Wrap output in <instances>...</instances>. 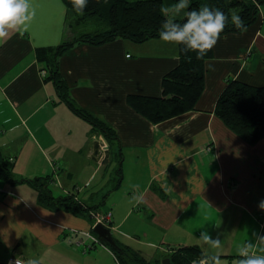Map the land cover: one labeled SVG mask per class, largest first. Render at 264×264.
<instances>
[{
	"label": "crops",
	"instance_id": "crops-1",
	"mask_svg": "<svg viewBox=\"0 0 264 264\" xmlns=\"http://www.w3.org/2000/svg\"><path fill=\"white\" fill-rule=\"evenodd\" d=\"M31 2L36 14L27 31L19 29L22 35L10 31L7 38L0 40V151L13 161L16 178H30L34 174L22 171L18 162L23 163V159L33 153L45 154L44 150H49L46 155L50 157V169L44 167L35 173L50 175V181L56 174L57 183H63L61 191L71 194L79 178L89 184L98 178L100 171L104 176L105 164L91 158L93 142L100 138L92 133L85 119L59 99L53 82L45 80L46 71L36 57L35 48L56 46L94 34L102 26L93 28L91 23L89 25L90 18L67 7L62 0ZM134 46L135 42L125 38L101 44L81 41L59 57V71L71 98L115 128L121 153L127 150L129 160L140 159L144 174L147 168L144 182L132 185L125 212L120 213L115 205L112 211L105 207L100 210L99 205L112 186L102 193L100 202L95 201V194L87 198L91 204L75 197L84 207L91 206L92 211L110 210L111 222L106 224L110 229H120L134 209L139 208L137 218L149 225L141 232L131 226L130 232L144 237L154 232L155 238L161 231L172 241L167 244L169 248L198 244L207 255L206 261L223 255L238 264L243 258L239 250L248 242L253 244L247 250L249 254L264 255L261 251L264 245L257 242L259 237H264V222L256 217L259 212L264 214L259 209V203L264 200V137L249 144L214 114L216 99L227 77L264 84V4L255 21L244 31L220 35L212 48L213 56L205 61V87L195 109L159 123L153 124L135 112L126 99L130 93L160 94L164 73L178 62L177 44L147 40L139 44L140 51L136 54L131 50ZM116 148L118 150V146ZM3 180L0 178V262L10 257L9 248L23 239V233L22 237H17L18 226L13 228L8 223L9 204L24 206H21L22 211L30 217L28 228L44 246L55 242L65 229H73L74 246L91 243L84 233L96 235L91 210L89 220L81 217L85 211L50 209L38 202L33 187L36 196L27 191L28 196L21 197ZM141 198L144 202L137 203ZM234 219L243 225L244 235L253 231L255 236L244 241L242 236L230 244L226 239L219 248L200 239L202 231L214 239L217 226L232 224ZM17 220L23 223L19 229H27L24 220ZM168 232L172 233L167 235ZM131 235L128 237L141 244L140 236L134 234L132 238ZM113 238L143 254L140 248ZM95 246L96 243L92 244V250L86 249L94 251L93 256L101 250L108 256L109 264L118 262L109 245L93 249ZM159 248L166 253L168 247ZM34 253H28L34 255L30 260L50 264L49 258ZM21 255L15 257L21 258ZM85 263L86 258L82 256L80 264Z\"/></svg>",
	"mask_w": 264,
	"mask_h": 264
},
{
	"label": "trees",
	"instance_id": "trees-1",
	"mask_svg": "<svg viewBox=\"0 0 264 264\" xmlns=\"http://www.w3.org/2000/svg\"><path fill=\"white\" fill-rule=\"evenodd\" d=\"M62 1L67 7L76 10L72 0ZM177 2L178 0H88L83 14L87 18L94 16L101 20L104 26L102 30L83 35L73 41H63L56 46L35 48L36 57L46 71L45 80L53 82L59 99L75 114L85 119L91 125L92 133L101 136L110 149L116 143L119 146L117 131L102 117L80 107L71 98L68 85L59 71V57L63 52L81 41L101 44L117 38H126L134 42L159 38V30L163 22L169 19L173 22H183L187 11L198 9L205 4L211 6L213 10L219 8L228 15L226 27L220 35L240 33L255 21L260 6L264 4V0H189L190 9H184L178 15L174 11L164 15L161 13L160 9L163 5ZM233 10L243 21L240 29L232 24ZM177 52L178 62L164 73L160 94L130 93L127 96V103L152 123L194 110L204 90L205 61L213 56V50L208 51L202 59H197L196 53L187 49L185 44H177ZM214 114L244 141L255 144L264 137V84L255 85L227 77L216 99ZM116 156L119 158L118 161L122 158L119 147ZM117 173L120 176V167ZM11 174V167L0 151V178L28 183L37 191L38 202L50 209L65 208L78 213L88 209L72 193L54 196L49 188L50 175L14 179ZM117 243L121 248V253L114 251L118 264H155L143 257L139 251ZM171 248L173 251L166 257H169L173 264H190L194 259L207 257L198 244H178ZM36 261L38 264H46L40 260ZM0 264L4 263L0 262Z\"/></svg>",
	"mask_w": 264,
	"mask_h": 264
},
{
	"label": "rangeland",
	"instance_id": "rangeland-1",
	"mask_svg": "<svg viewBox=\"0 0 264 264\" xmlns=\"http://www.w3.org/2000/svg\"><path fill=\"white\" fill-rule=\"evenodd\" d=\"M95 19L96 18L94 16L90 17V20H88V21H90L89 25L92 24L93 28H95V25H97L98 28H100L102 26V28L99 29V30H102L104 28L103 23L99 19H96V21H97L96 22ZM100 23H102V25ZM77 38L78 37L73 38V39H71V41H73ZM150 39L151 40H161L160 38H150ZM150 39H146L145 41H147V40L151 41ZM130 41H132V40H130ZM145 41H143V42H145ZM132 42L134 43V41H132ZM143 42H135L136 46H134L133 48L131 47V50L135 54L138 53L140 51L139 44L143 43ZM153 124H155V123H153ZM99 138L101 140L100 139H98V140H100L104 144H107L105 140L102 141L103 138L101 136H99ZM118 144H119V141H118ZM116 146H118L117 143L114 144L111 147V149L108 147L109 155L112 158H110L111 160H109V156H108L109 162L107 161L105 163V167L102 169V171L104 172V176H103L102 172L100 171L98 174V178L89 184H87V183L84 184L85 179L79 178L77 180L76 184L72 187V191H73L72 194L77 195L80 198L86 199L87 204H91L92 201L87 199L91 194H95V196H96L95 201L100 202L101 197H102V193L103 192L106 193V190L111 188V186H112L111 191L108 192V194L104 198V202L103 203L101 202L99 207H100V210H102L101 208L105 207V208H108L112 211L113 205H115L118 208V211L121 213V212H125L128 208L129 199H130L129 198L130 197V191L132 190V185H139V184H141V182H144L145 175H147V168H146V173L144 174L145 170L141 165V160L140 159H135V161L129 160L128 156H127V153H128L127 150L125 151L126 158L123 159L125 154L122 150V158L118 161L119 158L116 156L118 150H117ZM118 147L120 148V144ZM44 152H45V154L33 153V154H31L30 157H28V159H23V163L18 162V165L22 171L26 172L27 174H34L30 178L38 176L39 173H35V172H40L42 170V168H44V167L47 169H50V166H51L50 157H48V155H46L49 153V150L45 149ZM7 164L9 167H11V173L13 174V175L12 174L11 175L13 176L14 179H16L14 171L12 169L13 161L7 159ZM119 167H120V176L117 173V169ZM31 172H33V173H31ZM100 176H102V178H100ZM119 177H120V182L118 183ZM54 178L57 179L56 174H54ZM17 179H20V178H17ZM55 179L51 180L49 182V188L51 189V192L54 194V196L65 195L64 192L61 191L63 189V183L62 184L57 183V180H55ZM3 182H4V180H3ZM4 183H7L8 187L12 188V190L15 192L14 193L15 195H19L21 197L24 195L27 197L28 196L27 191H28L29 193H33L36 196L35 190L29 184H25V182H21V181L12 182L10 180H7V181L5 180ZM22 188H24L25 190H23ZM92 192H94V193H92ZM22 203L25 204V202H22ZM21 206H23L21 203L17 207L16 206L13 207V205L9 204L8 209H7L8 212H7L6 216H7V220H8L9 225L13 228L18 226L17 237H20V236L22 237V233H23L22 241L21 242L18 241L16 243V245L13 246V248H9L8 255H10V257L18 258L15 256L23 254V257H21V258L22 259L24 258V259L23 260L21 258H19V259L22 261V264H27V262L32 258L30 256H34V255H30L28 253L35 252L34 254H40V256L42 258H45V259L49 258L50 264H80V260H81L82 256H85V258H86L85 264H109L110 263L108 256H106V254L104 252H102L101 250H97L93 256L94 251H90V249L92 250L91 247H87V246L76 247V246H74L73 245L74 239L71 237V235H72L71 231L73 229H65L64 233L61 234L55 242L51 243L48 246H44V245L38 243L36 238L33 237L31 230L28 228L29 225L27 224V221L30 217L28 216V214L26 212L22 211ZM91 209H92L91 206H89L88 209L85 210V213L83 214L84 216H81V217H85V218L89 219L88 214H89ZM98 210L99 209H97V210L95 209L93 211L91 210L92 211L91 213L98 211ZM21 211L23 212V214H21ZM138 211H140L139 208H135L134 213H132L128 217V219L124 222L123 225L119 226L120 229L114 228V229H110V231L113 234V237H115L116 239L124 241V242H128V244H130L134 248H140L141 250H143L142 256L145 257L147 260H151V261L155 262V264H161V259L163 257H166V255L168 253L173 251L172 248L170 249L169 246H167V244L172 242V241L169 239L168 236L167 237L163 236L161 234V231H160V233L157 234V236L155 238H153L155 236L154 232H149L148 237H144L143 235H140V233L130 232L133 230V228L131 226H136L137 230H135V231L141 232V231H145V229L149 225L148 223H145L142 220H139L137 218L138 216L136 213H138ZM126 213H128V212H126ZM259 214L260 215L259 216L257 215L256 217L259 221H261V223H263L264 222V218H263L264 214L262 212H259ZM17 218H21L22 220H24V223H25V226H27V229H25V227L23 229H19V226H21V224H23V223L19 224V221L17 220ZM8 223L6 224V227H8ZM242 231H243V225L238 224V219H234V223H232V224H224V225L219 224L215 230L214 238L219 236V238L221 240V244L224 242V240L228 239L229 240L228 243L230 244V242H233L236 239L241 238L242 236H243V241L245 238H248V237L252 238L253 236H255V232H253V231H251L247 235H244L242 233ZM171 233L172 232H168L167 235H169ZM128 234H132L131 235L132 238L135 235L138 236V238L140 236V240H141L140 243L141 244L134 242V240H132L131 238L128 237ZM12 241H14V240H12ZM86 241L89 243L88 240H86ZM104 246H103V244L96 243V246L93 247V249L94 248L99 249L100 247H104ZM159 246L160 247H168L165 250L166 253L161 251ZM86 248H90V249H86ZM73 249H75L78 253L72 251ZM210 249H211V247H210ZM87 251H90V252H87ZM8 258L9 257H7V259ZM206 258L204 257V258L194 259L190 262V264H193L192 263L193 261L196 264H215V259H213V260L207 259V261H206V260H204ZM7 259L3 262L4 264H8ZM113 263L118 264V262L115 263L114 261H113ZM234 263H235V259L230 260V258H225L223 255L220 256V264H234Z\"/></svg>",
	"mask_w": 264,
	"mask_h": 264
},
{
	"label": "clouds",
	"instance_id": "clouds-1",
	"mask_svg": "<svg viewBox=\"0 0 264 264\" xmlns=\"http://www.w3.org/2000/svg\"><path fill=\"white\" fill-rule=\"evenodd\" d=\"M87 2L88 0H72L78 14L83 13ZM184 9H190L189 0H178L177 3L163 5L160 11L163 15L169 11H174L178 15ZM35 14L31 0H0V40L7 38L10 31L22 35L27 31ZM227 20L228 15L219 8L213 10L209 5H201L198 9L187 11L183 22H173L171 19L163 22L159 30V38L167 43L185 44L187 49L196 53L197 59H202L217 44ZM231 21L237 29L243 26L241 17L234 10L231 12ZM19 29H23V32L18 31ZM143 202V198L137 201V203ZM259 209L264 211V200L259 203ZM200 239L213 247L221 246L219 236L213 239L210 234L202 231ZM257 242L264 245V237H259ZM252 247L253 244L248 242L239 250V255L244 258L239 259L238 264H264V255L249 254L247 250ZM261 251H264V248ZM27 264H38V262L29 260ZM215 264H220L219 256L215 258Z\"/></svg>",
	"mask_w": 264,
	"mask_h": 264
},
{
	"label": "water",
	"instance_id": "water-1",
	"mask_svg": "<svg viewBox=\"0 0 264 264\" xmlns=\"http://www.w3.org/2000/svg\"><path fill=\"white\" fill-rule=\"evenodd\" d=\"M108 145L102 143L100 140L96 139L93 142L92 154L91 158L95 161H100L101 164H105L108 161ZM93 231L96 233L98 240L103 243L109 245L114 251L121 253V248L117 241L111 235L110 228L103 223H96L93 226ZM161 264H173L170 261L169 257H163L161 259Z\"/></svg>",
	"mask_w": 264,
	"mask_h": 264
},
{
	"label": "built area",
	"instance_id": "built-area-1",
	"mask_svg": "<svg viewBox=\"0 0 264 264\" xmlns=\"http://www.w3.org/2000/svg\"><path fill=\"white\" fill-rule=\"evenodd\" d=\"M103 141V139H102ZM104 144V143H103ZM91 218L93 221V226L96 223H103L104 225L108 224L111 222V211H95L93 213H91ZM91 240V243H89L87 246L88 247H92V244L94 243H100L97 236L94 234H90L89 232H84ZM8 264H16V262H18V264H22V261L19 258H13V257H9L8 258ZM193 264H196L194 261L192 262Z\"/></svg>",
	"mask_w": 264,
	"mask_h": 264
},
{
	"label": "bare ground",
	"instance_id": "bare-ground-1",
	"mask_svg": "<svg viewBox=\"0 0 264 264\" xmlns=\"http://www.w3.org/2000/svg\"><path fill=\"white\" fill-rule=\"evenodd\" d=\"M102 143V146H103V142H101Z\"/></svg>",
	"mask_w": 264,
	"mask_h": 264
}]
</instances>
